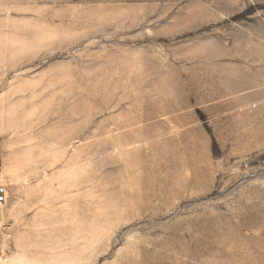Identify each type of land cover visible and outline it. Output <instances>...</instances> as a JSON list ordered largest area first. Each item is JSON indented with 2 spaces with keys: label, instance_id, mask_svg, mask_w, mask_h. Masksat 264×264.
I'll list each match as a JSON object with an SVG mask.
<instances>
[{
  "label": "rangeland",
  "instance_id": "1",
  "mask_svg": "<svg viewBox=\"0 0 264 264\" xmlns=\"http://www.w3.org/2000/svg\"><path fill=\"white\" fill-rule=\"evenodd\" d=\"M0 264H264V0H0Z\"/></svg>",
  "mask_w": 264,
  "mask_h": 264
},
{
  "label": "built area",
  "instance_id": "2",
  "mask_svg": "<svg viewBox=\"0 0 264 264\" xmlns=\"http://www.w3.org/2000/svg\"><path fill=\"white\" fill-rule=\"evenodd\" d=\"M9 198L8 186L0 182V205L7 203Z\"/></svg>",
  "mask_w": 264,
  "mask_h": 264
},
{
  "label": "bare ground",
  "instance_id": "3",
  "mask_svg": "<svg viewBox=\"0 0 264 264\" xmlns=\"http://www.w3.org/2000/svg\"><path fill=\"white\" fill-rule=\"evenodd\" d=\"M1 205H3V204H1Z\"/></svg>",
  "mask_w": 264,
  "mask_h": 264
}]
</instances>
